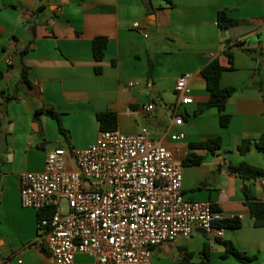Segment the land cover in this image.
<instances>
[{
  "label": "crops",
  "instance_id": "crops-1",
  "mask_svg": "<svg viewBox=\"0 0 264 264\" xmlns=\"http://www.w3.org/2000/svg\"><path fill=\"white\" fill-rule=\"evenodd\" d=\"M222 10L238 24L221 28ZM96 37L108 39L100 61ZM215 59L225 69L221 86L236 89L226 127L218 108L199 111L210 99L203 69ZM187 73L193 103L180 106L184 122L177 125L175 87ZM148 105L154 108L146 111ZM44 108L60 113L65 134L55 119L37 115ZM109 109L123 134L146 127L153 140L175 151L186 199L211 202L227 218L242 219L241 227L225 228L222 240L252 257H224L219 240L196 233L156 247L152 264H173L185 251L200 262L205 244L211 264H264V226L255 225L245 195L249 189L264 202V178L247 180L231 170L244 162L264 169V151L254 142L245 154L239 151L244 140L264 133V0H0V264L19 257L50 263L40 244L39 212L21 203V175L43 171L57 148L68 151L74 169L73 150L97 142V114ZM178 134L184 137L173 140ZM214 138L221 139L216 149L196 146ZM93 263L92 256L77 254L73 264Z\"/></svg>",
  "mask_w": 264,
  "mask_h": 264
},
{
  "label": "built area",
  "instance_id": "built-area-1",
  "mask_svg": "<svg viewBox=\"0 0 264 264\" xmlns=\"http://www.w3.org/2000/svg\"><path fill=\"white\" fill-rule=\"evenodd\" d=\"M133 27L141 29L139 22ZM191 80L187 73L176 83L177 125L184 122L180 106L193 103ZM72 157L74 169L68 151L54 149L43 171L21 175L23 207L45 214L38 230L49 264H73L77 254L92 256L93 264H152L155 248L163 244L196 233L211 240L224 236L225 227L217 223L228 218L211 202L185 198L183 166L148 128L135 135L101 131L96 143L74 149ZM16 264L30 263L19 257Z\"/></svg>",
  "mask_w": 264,
  "mask_h": 264
},
{
  "label": "trees",
  "instance_id": "trees-1",
  "mask_svg": "<svg viewBox=\"0 0 264 264\" xmlns=\"http://www.w3.org/2000/svg\"><path fill=\"white\" fill-rule=\"evenodd\" d=\"M218 24L221 28H230L238 24V21L231 16H229L227 10H222L219 12L218 17ZM108 45V39L106 37H96L93 40V51L94 56L97 61L103 59L105 55V50ZM230 59L232 60V54H229ZM99 70V69H98ZM225 69L220 65L217 59L213 60L209 65H207L203 69V75L207 81V89L210 91V99L208 102L202 104L200 106L199 111H204L207 108L216 107L219 109L221 113V125L226 127L229 125L231 116L226 113V106L229 99L233 96L236 89L233 87H226L223 88L220 84L221 75ZM23 81L28 82V68L24 67L23 69ZM39 114H46L53 119H55L59 123V128L62 134H65V130L61 124V115L58 113L54 108H44L39 109L37 111V115ZM97 118L100 124L101 131H110L115 130L118 128V117L117 114L112 110H107L105 112H101L97 114ZM257 149L264 151V133L254 141L251 140H244L240 146L239 151L242 154H245L247 151L250 150L252 144ZM221 139L214 138L208 140L204 143L196 144L197 147H205L208 149H216L220 146ZM191 163H199L200 158L194 159L190 161ZM232 172L237 176H240L247 180H257L264 178V169L251 166L247 163H241L238 166L231 168ZM245 195L247 197L248 205L250 206L251 213L253 218L255 219V225L257 227L264 226V202L258 201L255 196L250 193L249 189L245 190ZM42 214V215H41ZM43 212H39V218L44 216ZM41 216V217H40ZM218 226L225 227V228H239L242 226L243 222L241 218H228L221 222L217 223ZM219 242L225 246L226 253L224 257L228 255H233L239 260L247 261L251 260L252 257L248 256L246 253L239 251L233 242L228 240L219 239ZM210 244H205L202 255L203 259L200 262H194L193 257L194 254L191 252L185 251L184 256L182 259L174 262L173 264H211L210 263Z\"/></svg>",
  "mask_w": 264,
  "mask_h": 264
},
{
  "label": "bare ground",
  "instance_id": "bare-ground-1",
  "mask_svg": "<svg viewBox=\"0 0 264 264\" xmlns=\"http://www.w3.org/2000/svg\"><path fill=\"white\" fill-rule=\"evenodd\" d=\"M42 215V214H41ZM41 217V216H40Z\"/></svg>",
  "mask_w": 264,
  "mask_h": 264
}]
</instances>
